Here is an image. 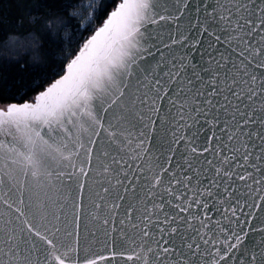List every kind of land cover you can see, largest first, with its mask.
<instances>
[{
	"label": "snow or ice",
	"instance_id": "1",
	"mask_svg": "<svg viewBox=\"0 0 264 264\" xmlns=\"http://www.w3.org/2000/svg\"><path fill=\"white\" fill-rule=\"evenodd\" d=\"M0 264H264V0L0 9Z\"/></svg>",
	"mask_w": 264,
	"mask_h": 264
},
{
	"label": "trees",
	"instance_id": "2",
	"mask_svg": "<svg viewBox=\"0 0 264 264\" xmlns=\"http://www.w3.org/2000/svg\"><path fill=\"white\" fill-rule=\"evenodd\" d=\"M10 0H0V9H5L7 5H9ZM30 99V97H27Z\"/></svg>",
	"mask_w": 264,
	"mask_h": 264
}]
</instances>
